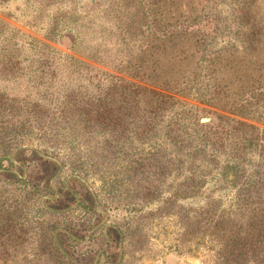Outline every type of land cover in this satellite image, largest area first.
<instances>
[{"label":"rangeland","instance_id":"rangeland-1","mask_svg":"<svg viewBox=\"0 0 264 264\" xmlns=\"http://www.w3.org/2000/svg\"><path fill=\"white\" fill-rule=\"evenodd\" d=\"M149 2L0 0V96H4L0 122L7 125L0 131V264H65L51 252V237L57 231L71 236L81 232L79 245L74 247L69 240L68 246L72 260L80 258L83 264H264V247L241 263L214 254L215 239L205 232L212 210L203 224H197L200 206L211 209L214 192L226 203L232 198L213 172L209 178L214 181L208 180L204 197L185 195L193 184L183 174L165 182L162 177L153 184L146 182L147 173L142 178L132 176L133 150L140 160L176 153L164 125L156 130L150 125L140 137L137 126L125 115L126 123L115 130L119 146L106 153L102 147L112 148L113 143L84 126L80 120L84 113L79 114L82 105L70 111L69 104L81 103L88 95L96 111L105 106L100 104L102 95L113 93L121 79L149 84L138 67L149 53L148 32L143 33ZM241 2L227 0L221 7L233 8ZM227 16L230 13L224 9L219 25L229 20ZM235 26L208 33L210 51L240 42L225 39ZM45 55L48 60L44 62ZM205 80L194 85L188 97H178L189 105L188 110L175 111L172 118L187 127L189 137L184 135L196 150L209 149V143H204L208 138L215 142L210 150L228 159L232 147L243 149L245 144L228 141L222 129L210 131L198 125L210 124L214 112L234 116L230 108L205 104L197 96H205ZM58 118L64 124L48 134L46 122ZM22 125L28 139L16 149L24 155L11 165L3 153L9 143L2 136L15 134ZM159 159L165 163V157ZM175 161L179 163L178 157ZM183 170L187 172L185 163ZM74 175L80 179H72ZM116 175L117 184L113 182ZM119 184L124 186L122 193ZM74 192L78 200L66 196ZM46 199L48 206L59 204V209L42 211L40 205ZM186 214L191 216L190 223L183 219Z\"/></svg>","mask_w":264,"mask_h":264},{"label":"trees","instance_id":"trees-1","mask_svg":"<svg viewBox=\"0 0 264 264\" xmlns=\"http://www.w3.org/2000/svg\"><path fill=\"white\" fill-rule=\"evenodd\" d=\"M149 1L146 17H143V33L148 32L149 53L138 66L147 75L149 84L121 79L117 87L114 86L116 89L112 88L113 93L102 95L105 97L100 99V104H106L105 106L100 105L96 111L92 107V96L88 95L81 103L69 104L72 106L70 111L76 112L78 104L82 105L79 114L84 113L80 119L84 126L96 129L98 136L109 138L113 143L112 148L102 147L106 153L115 152L119 146L120 139L115 136V130L126 123L123 117L125 115L137 126L140 137L145 136V129L150 125H153L152 130L164 125L171 143H175L176 153H159L149 160H140L141 156L134 154L138 151L133 150L129 162L130 168L134 169L132 176L142 178L147 173L150 178L146 182L153 184L162 177L165 182L167 178L183 174L193 184L189 190L184 191L185 195L204 197L207 195L205 187L208 180L214 181L209 178L213 172L218 177L221 188L231 192L232 198L226 203L220 194L216 195L214 192L213 198L210 197V200L213 199L211 209L205 204L200 206L202 213L197 224H203L206 213L212 210L211 221L205 232H211L215 239L217 250L214 254L241 263L255 255L258 247H264V129L257 125H264V0H242L239 6L233 8L230 5L221 7L227 0ZM224 9L230 13L227 16L229 20L219 25ZM137 10L139 8L134 13ZM213 21L216 24L214 26ZM233 23L236 25L235 30L225 39L232 37L240 42L225 44L226 46L210 51L208 33L217 34L220 30L230 29ZM139 31L140 34L141 30ZM213 45L216 47L217 41ZM47 60L48 56L44 58V62ZM203 79H207V85L204 86L206 94L197 96L205 104L230 108L229 112L234 116L214 112V119L210 124L198 122V125L203 129L207 127L210 131L222 129L226 132L228 141L234 139L238 144H245L243 149L232 147V156L228 159L221 158L216 150H210L215 142L208 138H205L204 143H209V149L205 147L201 151L196 150L190 144L193 141L186 139L189 135L187 127L172 118L175 111L184 113L188 110L189 105L178 97H188L194 85H201ZM98 83L101 85L103 79L99 78ZM121 84L125 86L121 87ZM120 88L121 93H118ZM3 97L0 96V107ZM46 117L43 116L42 119ZM60 121L58 118L46 122V132L49 134L53 130H59L64 124ZM4 124L5 122H0L1 132L7 126L4 127ZM24 126L15 134L2 136L9 143L3 153L5 160L11 165H15L24 155L23 151L16 149L23 139H28ZM36 154L40 155V152ZM158 157H165V163ZM177 157L179 163L175 161ZM184 163L187 172L183 170ZM22 172L24 176L23 169ZM125 176L128 177L127 174ZM117 178L116 175L114 183ZM72 179L80 178L74 175ZM119 185V192L122 193L124 186ZM220 191L222 192L221 189ZM66 196L79 199L75 192L67 193ZM152 198L155 200L153 196ZM47 202V199L41 202L42 211H48L49 207L54 212L59 209V204L48 206ZM190 217L189 214L185 215V223H190ZM79 235L81 232L71 236L67 231H57L51 237L52 255L58 257L61 263L83 264L80 258L72 260L73 254L68 246L69 240L73 246L79 245Z\"/></svg>","mask_w":264,"mask_h":264},{"label":"water","instance_id":"water-1","mask_svg":"<svg viewBox=\"0 0 264 264\" xmlns=\"http://www.w3.org/2000/svg\"><path fill=\"white\" fill-rule=\"evenodd\" d=\"M206 121V119H204Z\"/></svg>","mask_w":264,"mask_h":264}]
</instances>
